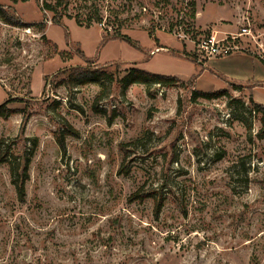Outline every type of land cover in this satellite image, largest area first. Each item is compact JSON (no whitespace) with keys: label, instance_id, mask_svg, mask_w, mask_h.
Masks as SVG:
<instances>
[{"label":"rangeland","instance_id":"rangeland-1","mask_svg":"<svg viewBox=\"0 0 264 264\" xmlns=\"http://www.w3.org/2000/svg\"><path fill=\"white\" fill-rule=\"evenodd\" d=\"M44 3L56 0H0L20 23L0 16V105L17 109L0 117V264H264V140L250 102L264 105V82L205 69L175 33L222 38L248 24L238 51L264 60V0ZM96 10L102 23L87 26ZM117 30L135 44L105 39ZM78 66L105 75L65 83ZM134 67L181 84H127Z\"/></svg>","mask_w":264,"mask_h":264},{"label":"trees","instance_id":"trees-1","mask_svg":"<svg viewBox=\"0 0 264 264\" xmlns=\"http://www.w3.org/2000/svg\"><path fill=\"white\" fill-rule=\"evenodd\" d=\"M13 1H17V0H13ZM58 1L59 0H56L55 5L44 3V9L54 12L56 7L59 6ZM191 5L193 6L194 4L191 3ZM194 15H195V11L193 7L191 17H194ZM0 16H1V19L8 24L15 25V26L20 25L18 20H13L7 17L1 8H0ZM53 21L55 23H58L59 19L54 18ZM87 21H88L87 26H89L92 21L102 23V17H99L98 11L96 10V12H94L93 15L87 17ZM106 34H107L106 35L107 37L105 36L106 37L105 39L120 38L122 40L127 41L129 44H135L134 42H132L130 37L120 33L119 30H117L113 34H110V33H106ZM193 60L197 61V59L195 58ZM260 60L262 61L264 65V60L263 59H260ZM203 63L204 62L201 61V63L199 64L202 65ZM103 75H105V73L102 70H89L87 68L78 66V67L72 68L71 72L68 74V76L65 79V83L67 84H75V83H81V82L98 83L99 79ZM196 77L197 76H193L192 79ZM126 79L128 80L127 84L139 83V84H143L147 86V88L150 84H153V83H157L163 87H172L179 83L181 84V82L176 76L151 73V72H147L145 70L135 68V67L131 69L130 74L128 75ZM251 83L253 84V87L256 85L263 84L262 82H251ZM226 93L227 91L225 89L214 91V92H203V91H197V90L193 91L194 95L198 97L208 98V99L217 97V96H223V95H226ZM250 102L252 105V111H254L257 115H259L260 127L258 131L256 132V137L259 140H264V105L253 101V98L251 96H250ZM7 104L8 102L0 105V117L7 118L11 114L17 112V109L10 108L7 106ZM65 128H66L65 129L66 134L75 135V136L77 135V133L73 131V129L71 128L69 124L66 123ZM57 139H58V143L61 149L64 150L65 149L64 139H61V138H57ZM27 167H28L27 163H25L22 167L20 182H18V180L16 181V179H14L13 181V183L15 184V188H16L17 198L21 202L24 201L25 196H26L25 182L29 178ZM17 170L18 169L13 167L11 168V173L14 175L15 173H17ZM159 205H161V201L157 203V207Z\"/></svg>","mask_w":264,"mask_h":264},{"label":"crops","instance_id":"crops-1","mask_svg":"<svg viewBox=\"0 0 264 264\" xmlns=\"http://www.w3.org/2000/svg\"><path fill=\"white\" fill-rule=\"evenodd\" d=\"M225 30L226 28L223 27L222 31L228 32ZM213 34L216 35V33ZM217 58L219 59L222 58L220 60H226L227 63L225 65L218 66L216 65V63H214L215 62L214 60H217ZM206 60L208 62L212 61L213 63L207 66L205 63L202 64L205 69H210L212 67L211 70H213L215 73H218L230 80L233 81L237 80L246 83L264 82V65L260 60V58L254 55L237 51L224 57H207ZM212 65H215L216 68H214Z\"/></svg>","mask_w":264,"mask_h":264},{"label":"built area","instance_id":"built-area-1","mask_svg":"<svg viewBox=\"0 0 264 264\" xmlns=\"http://www.w3.org/2000/svg\"><path fill=\"white\" fill-rule=\"evenodd\" d=\"M175 33L181 40L196 44L199 52L206 54L207 57H224L240 50V46L236 42L237 39L240 36L251 34V30L247 24L242 26L237 34H232L229 37L218 38L215 34H210L206 38L197 40H193L187 29L183 30L181 25L177 26Z\"/></svg>","mask_w":264,"mask_h":264}]
</instances>
